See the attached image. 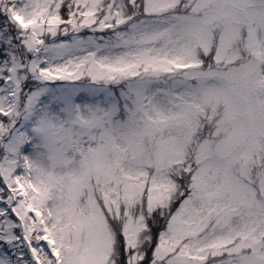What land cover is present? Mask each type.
Segmentation results:
<instances>
[{
	"label": "snow or ice",
	"instance_id": "snow-or-ice-1",
	"mask_svg": "<svg viewBox=\"0 0 264 264\" xmlns=\"http://www.w3.org/2000/svg\"><path fill=\"white\" fill-rule=\"evenodd\" d=\"M0 264H264V0H0Z\"/></svg>",
	"mask_w": 264,
	"mask_h": 264
}]
</instances>
